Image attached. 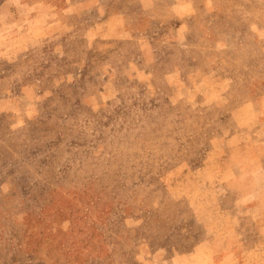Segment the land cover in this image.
<instances>
[{"label": "rangeland", "instance_id": "374dc122", "mask_svg": "<svg viewBox=\"0 0 264 264\" xmlns=\"http://www.w3.org/2000/svg\"><path fill=\"white\" fill-rule=\"evenodd\" d=\"M0 264H264V0H0Z\"/></svg>", "mask_w": 264, "mask_h": 264}]
</instances>
